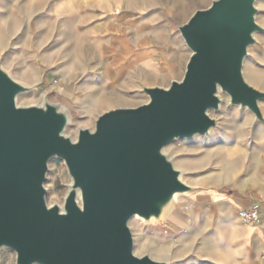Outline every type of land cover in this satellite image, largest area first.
Segmentation results:
<instances>
[{"label":"water","instance_id":"95a60500","mask_svg":"<svg viewBox=\"0 0 264 264\" xmlns=\"http://www.w3.org/2000/svg\"><path fill=\"white\" fill-rule=\"evenodd\" d=\"M258 1L215 0L197 10L177 27L191 51L183 78L144 86L146 103L101 114L76 140L66 135V107L47 98L18 105L35 88L0 62V251H14L16 264H169L135 255L130 222L163 223L178 196L196 191L165 149L217 128L210 113L220 110V93L264 123V92L243 74L264 33ZM53 159L71 178L63 206L47 203Z\"/></svg>","mask_w":264,"mask_h":264},{"label":"rangeland","instance_id":"374dc122","mask_svg":"<svg viewBox=\"0 0 264 264\" xmlns=\"http://www.w3.org/2000/svg\"><path fill=\"white\" fill-rule=\"evenodd\" d=\"M213 1L162 0V4L177 29ZM50 4L51 0H0V62L16 81L35 88L19 96L18 105H42L47 98L66 107L71 114L66 135L76 140L80 129H94L101 114L140 106L148 97L142 90L121 91V79L114 75H90L97 71L88 59L90 44L78 43L77 34L68 35L65 22L56 19ZM257 8V23L264 28V0L257 2ZM256 39L243 74L264 92V33ZM190 56L188 50V60ZM220 97V110L210 113L217 128L207 136L177 140L166 147L165 153L196 191L180 196L163 223L130 222L136 256L169 264H264V244H253L256 237L262 239L264 227V123L256 122L247 109L231 106L228 95L220 93ZM234 159L237 164L224 172L226 161ZM70 184L65 163L51 160L45 182L48 205L63 206ZM235 201L251 203L250 208L260 206V221L240 222L242 210ZM229 206L232 217L226 216ZM175 217L182 221L179 228L172 224ZM236 221L241 227L238 240L233 239ZM240 252L249 256H238ZM0 264H16V253L1 250Z\"/></svg>","mask_w":264,"mask_h":264},{"label":"crops","instance_id":"0c3cea01","mask_svg":"<svg viewBox=\"0 0 264 264\" xmlns=\"http://www.w3.org/2000/svg\"><path fill=\"white\" fill-rule=\"evenodd\" d=\"M50 6L68 35L90 44L88 59L97 65L90 75H114L121 91L129 93L183 78L189 49L162 0H51ZM235 202L241 210L250 208L251 203ZM230 209L227 217L233 215ZM172 224L179 228L182 221L175 217ZM262 233L253 244H264L263 226Z\"/></svg>","mask_w":264,"mask_h":264},{"label":"bare ground","instance_id":"6f19581e","mask_svg":"<svg viewBox=\"0 0 264 264\" xmlns=\"http://www.w3.org/2000/svg\"><path fill=\"white\" fill-rule=\"evenodd\" d=\"M256 76V75H255ZM253 78V77H252ZM259 79H261V78H259ZM253 82V81H252ZM255 84H256V82H255ZM262 85V84H261ZM264 87V86H263ZM46 99V98H45ZM262 105V104H261ZM230 155V154H229ZM232 156V155H231ZM237 164V161L234 159V160H230V161H226V163H225V165H224V172H229L230 170H232L233 169V167L235 166ZM227 178V177H226ZM183 180H184V178H183ZM185 181V180H184ZM187 182V181H186ZM179 197L180 196H178L177 198H176V200H175V204H177L178 202H179ZM169 214H170V212H169ZM168 214V215H169ZM242 220H240V222H241ZM143 222V221H142ZM143 223H145V222H143ZM145 224H147V225H150V224H152V222L151 223H145ZM252 224V223H251ZM254 224V223H253ZM234 236H233V239L234 240H238V239H240L241 238V227H240V224H239V222L238 221H236L235 223H234ZM248 226V225H247ZM255 229V228H254ZM246 230H247V228H246ZM247 235V234H246ZM250 243V242H249ZM248 243V244H249ZM252 243V242H251ZM157 249V248H156ZM240 255H243L244 257H247V256H249V253L248 254H246L245 255V253H243V252H240V254L238 255V256H240ZM238 256H237V258H238Z\"/></svg>","mask_w":264,"mask_h":264},{"label":"built area","instance_id":"2783aa9c","mask_svg":"<svg viewBox=\"0 0 264 264\" xmlns=\"http://www.w3.org/2000/svg\"><path fill=\"white\" fill-rule=\"evenodd\" d=\"M260 213V206L254 205L249 209L240 211L239 217L244 223H258L260 221Z\"/></svg>","mask_w":264,"mask_h":264}]
</instances>
